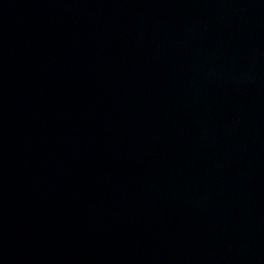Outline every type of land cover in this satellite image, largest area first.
<instances>
[{"label": "water", "instance_id": "obj_1", "mask_svg": "<svg viewBox=\"0 0 264 264\" xmlns=\"http://www.w3.org/2000/svg\"><path fill=\"white\" fill-rule=\"evenodd\" d=\"M0 264H264V0H0Z\"/></svg>", "mask_w": 264, "mask_h": 264}]
</instances>
